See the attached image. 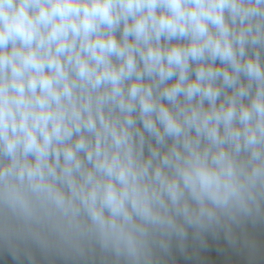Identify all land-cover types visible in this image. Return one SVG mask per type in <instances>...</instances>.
I'll return each mask as SVG.
<instances>
[{"label": "clouds", "instance_id": "1", "mask_svg": "<svg viewBox=\"0 0 264 264\" xmlns=\"http://www.w3.org/2000/svg\"><path fill=\"white\" fill-rule=\"evenodd\" d=\"M260 219L264 0H0V243L14 256L162 264L189 229L235 243Z\"/></svg>", "mask_w": 264, "mask_h": 264}, {"label": "rangeland", "instance_id": "2", "mask_svg": "<svg viewBox=\"0 0 264 264\" xmlns=\"http://www.w3.org/2000/svg\"><path fill=\"white\" fill-rule=\"evenodd\" d=\"M247 223L248 221L233 228L236 236L235 243H230L226 239L223 230L217 231L214 240L203 250L199 261L195 264H264V219L257 220L255 226H247ZM246 241L254 243L255 248H250ZM60 257L63 259L62 264H107L110 262V258L105 257L98 248L83 258L64 255Z\"/></svg>", "mask_w": 264, "mask_h": 264}, {"label": "trees", "instance_id": "3", "mask_svg": "<svg viewBox=\"0 0 264 264\" xmlns=\"http://www.w3.org/2000/svg\"><path fill=\"white\" fill-rule=\"evenodd\" d=\"M256 222V221H255ZM255 222L248 221L247 226H255ZM192 230L189 229V240L187 241V248L185 251H181L175 241H173L172 249L169 255L162 257L163 264H195L199 261L200 255L214 240V236L217 232H209L205 234L204 246H201L199 241H193L191 238ZM31 256V260L29 259ZM60 253L44 252L34 244L27 246V249H22L15 256L10 251L8 246L4 243H0V264H62L63 259L60 257ZM107 264H110L107 263Z\"/></svg>", "mask_w": 264, "mask_h": 264}]
</instances>
